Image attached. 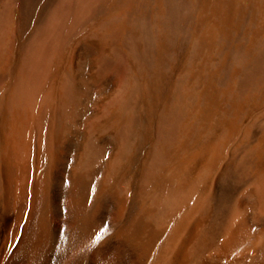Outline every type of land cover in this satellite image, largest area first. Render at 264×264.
<instances>
[{
	"label": "bare ground",
	"instance_id": "obj_1",
	"mask_svg": "<svg viewBox=\"0 0 264 264\" xmlns=\"http://www.w3.org/2000/svg\"><path fill=\"white\" fill-rule=\"evenodd\" d=\"M0 264H264V0H0Z\"/></svg>",
	"mask_w": 264,
	"mask_h": 264
}]
</instances>
